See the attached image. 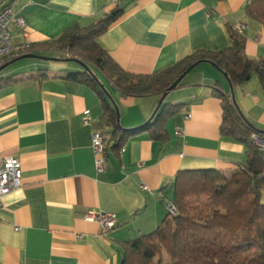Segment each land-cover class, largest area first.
<instances>
[{"label":"crops","instance_id":"1","mask_svg":"<svg viewBox=\"0 0 264 264\" xmlns=\"http://www.w3.org/2000/svg\"><path fill=\"white\" fill-rule=\"evenodd\" d=\"M252 1L6 0L27 21L23 31L14 30L15 41L30 46L55 40L75 25L90 26L123 5V15L97 42L135 74L165 69L198 50L230 47L229 26L245 36L248 57L264 58V25L245 12ZM21 67L8 75L47 69L49 76L24 78L0 89V158L17 157L23 169L21 187L1 198L0 264H122L125 242L154 231L169 212L180 170H230L246 161L245 144L221 134L223 108L214 89L231 93L230 85L208 62L198 64L166 94L163 103L183 104L166 123L167 142L144 132L121 148L113 147V128L101 118L103 103L95 90L57 76L69 68ZM100 78L125 128L147 121L162 97L126 96L102 74ZM234 97L247 120L264 131V92L257 75L234 88ZM94 132L108 139L102 173L95 165ZM99 211L116 216L108 232L84 219Z\"/></svg>","mask_w":264,"mask_h":264},{"label":"trees","instance_id":"2","mask_svg":"<svg viewBox=\"0 0 264 264\" xmlns=\"http://www.w3.org/2000/svg\"><path fill=\"white\" fill-rule=\"evenodd\" d=\"M124 10L119 4L92 25L72 26L59 38L33 44L27 50L43 56L42 52L52 46L61 51L57 61L77 59L87 64V69L62 70L57 76L95 90L103 103L101 118L113 128L110 137L116 138L113 147L121 148L130 137L144 132L156 141L167 142L166 123L181 111L183 104L162 103L150 121L132 128L122 127L118 124L119 116L114 105L101 86L100 74L123 95H163L194 63L212 61L227 73L233 88L257 75L264 92V58L246 55V38L233 26H229L232 45L222 51L198 50L151 74L125 71L97 42V38L123 15ZM245 12L264 25V0L248 3ZM48 76L47 69H38L28 75L0 76V89L24 78L40 80ZM214 94L221 100L223 108L221 134L245 144V163L230 170H180L174 179L170 201L175 212L169 211L154 231L126 241L122 264H264V203L261 200L264 151L252 139L253 133L264 131L247 120L231 93L217 87Z\"/></svg>","mask_w":264,"mask_h":264},{"label":"built area","instance_id":"3","mask_svg":"<svg viewBox=\"0 0 264 264\" xmlns=\"http://www.w3.org/2000/svg\"><path fill=\"white\" fill-rule=\"evenodd\" d=\"M26 26V18L17 12L14 5L7 3L6 0H0V67L4 65L7 57L22 55L30 48L29 43H17L15 41L14 30L23 31ZM190 117V114L185 116L186 119H190ZM89 119V116L84 117L86 123ZM177 133H180V131H177ZM252 139L255 145L264 151V134L253 133ZM107 141V137L100 132L93 133L92 146L95 153L96 169L99 173L104 172L107 165ZM22 182L23 169L21 160L12 156L0 158V206L2 196L21 187ZM168 210L175 212V207L171 202L168 203ZM84 219L99 223L104 233L110 231L116 225L115 214L107 211L88 212Z\"/></svg>","mask_w":264,"mask_h":264},{"label":"water","instance_id":"4","mask_svg":"<svg viewBox=\"0 0 264 264\" xmlns=\"http://www.w3.org/2000/svg\"><path fill=\"white\" fill-rule=\"evenodd\" d=\"M25 58H40V59H48V60H57L56 58H50V57H46V56H40V55H36V54H34V53H24V54H22V55H19V56H17L12 62H14V61H18V60H20V59H25ZM71 61H74V62H77V63H80L81 65H82V67L84 68V69H87L88 68V66H87V64H85L83 61H81V60H77V59H70ZM208 63H210V64H212L213 66H215L219 71H221V73H223V75L225 76V78L228 80V82H229V78H228V75H227V73L226 72H223L214 62H212V61H207ZM198 64H200V62H196V63H194L191 67H189L188 68V70L181 76V77H179L178 79H177V81H175V83L165 92V93H163V95H162V97H161V99H160V101H159V103H158V106L156 107V109H155V112L153 113V115L148 119V121H150L153 117H154V115L156 114V112L159 110V108L161 107V105H162V103H163V101H164V98H165V96H166V94L170 91V90H173L179 83H180V81L183 79V77L187 74V73H189L194 67H196ZM6 67V65H3V66H1L0 67V71H2L4 68ZM100 83H101V86H102V88L106 91V93H107V95L109 96V99L111 100V102H112V104L114 105V107H115V109H116V111H117V114H118V124L120 125V126H122L121 125V123H120V113H119V108H118V106H117V104H116V102L114 101V99H113V97H112V95L110 94V92L107 90V88L105 87V85L100 81ZM229 85H230V91H231V95H232V99H233V101L236 103V100H235V97H234V88L231 86V84H230V82H229ZM257 133H260V132H257ZM263 133V132H262ZM261 133V134H262Z\"/></svg>","mask_w":264,"mask_h":264},{"label":"rangeland","instance_id":"5","mask_svg":"<svg viewBox=\"0 0 264 264\" xmlns=\"http://www.w3.org/2000/svg\"><path fill=\"white\" fill-rule=\"evenodd\" d=\"M51 47H49L48 50H54L55 52H61V51L57 50L55 47L54 48H51ZM60 55H61L60 53H57V54L44 53V56L50 57V58H58V57H60ZM11 58H12V56L7 57V59H11ZM25 63H28V64L35 63V64H40V65H45V66H50V67H57V66L67 67L70 70H74V71L75 70L78 71V69H81V68L83 69V67H82V65L80 63H77V62H74V61H57V60H43V59L25 58V59H21L19 61L14 62L13 64H10V65L6 66L1 71L0 76H5V75H8V74L14 73L15 69L23 68L21 66L25 65ZM28 68H30V67H28ZM21 70H24V69H21Z\"/></svg>","mask_w":264,"mask_h":264}]
</instances>
